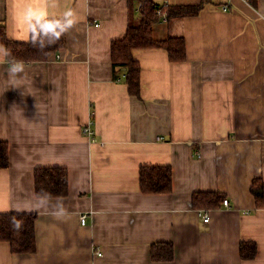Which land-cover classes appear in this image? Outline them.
Here are the masks:
<instances>
[{"label":"crops","instance_id":"crops-1","mask_svg":"<svg viewBox=\"0 0 264 264\" xmlns=\"http://www.w3.org/2000/svg\"><path fill=\"white\" fill-rule=\"evenodd\" d=\"M153 1L204 5L154 24L157 39L184 36L185 60L162 47L133 51L140 97L114 78L111 61V41L138 19L139 0H46L48 18L74 11L66 46L19 61L15 75L0 54V141L10 154L0 212H37V249L17 253L0 240V264H264V198L251 190L264 183V0ZM20 7L0 0V21L11 39L29 41ZM92 112L91 137L83 126ZM152 164L172 167L171 192L141 191L140 167ZM41 166L67 169L68 195H36ZM199 191L228 205L195 208ZM157 242L173 243L174 258H153Z\"/></svg>","mask_w":264,"mask_h":264},{"label":"trees","instance_id":"trees-1","mask_svg":"<svg viewBox=\"0 0 264 264\" xmlns=\"http://www.w3.org/2000/svg\"><path fill=\"white\" fill-rule=\"evenodd\" d=\"M140 14L137 20H131L125 35L111 41V61L114 78L123 76L131 95L141 96V64L133 54L137 48L162 47L167 49L173 61L185 60L187 48L184 36H170L165 39L154 37V24L161 19L157 12L159 3L153 0H139ZM203 3L168 5V19L198 14ZM164 8V7H163ZM59 19V18H49ZM30 40V39H29ZM66 36L45 47L33 46L28 41L11 39L6 30L5 21H0V46L7 51L11 63L17 61H42L58 53L66 45ZM10 165L9 143L0 141V168ZM35 192L38 197H61L69 193L68 171L63 167H37L34 171ZM140 185L144 193H168L173 190V169L169 165H142L140 167ZM252 192L258 198H264L263 180L256 178L252 184ZM225 200L219 192H194L195 208L218 207ZM37 212H0V240H7L13 252L29 253L37 249L35 221ZM14 222L19 227L14 226ZM242 248L243 257H254L256 244L250 251ZM174 245L171 242H157L152 245L151 254L155 259L171 260L174 258Z\"/></svg>","mask_w":264,"mask_h":264},{"label":"clouds","instance_id":"clouds-1","mask_svg":"<svg viewBox=\"0 0 264 264\" xmlns=\"http://www.w3.org/2000/svg\"><path fill=\"white\" fill-rule=\"evenodd\" d=\"M21 7L17 14L16 24L25 38L30 37L33 46L44 48L45 40L52 44L69 31L75 24L74 11L69 8L63 12L59 19H49L46 10V0H20ZM0 54L8 55L7 51L0 48ZM24 71L22 62H14L9 69L15 75ZM15 227L19 224L14 222Z\"/></svg>","mask_w":264,"mask_h":264},{"label":"built area","instance_id":"built-area-1","mask_svg":"<svg viewBox=\"0 0 264 264\" xmlns=\"http://www.w3.org/2000/svg\"><path fill=\"white\" fill-rule=\"evenodd\" d=\"M246 1H251V0H246ZM166 7H168V5L164 4V5L160 6V8L157 10V12L161 15V18L164 19V20L168 19V10H167ZM222 9L223 10H227L228 9V4H223L222 5ZM95 24L99 25V23H95ZM93 112H92V115H91L92 119L89 120V122L86 123L85 126H83V133L87 134V135H89L91 137L93 136V133H94V130L92 129V124L94 122V119H93L94 118V113ZM224 204L228 205V199L224 200ZM202 214L204 216V221H208L210 219V214L209 213L202 212ZM87 217H88V214L86 212L80 214V221H81L82 224L86 223ZM95 254L100 256V255H102V251L95 248Z\"/></svg>","mask_w":264,"mask_h":264},{"label":"rangeland","instance_id":"rangeland-1","mask_svg":"<svg viewBox=\"0 0 264 264\" xmlns=\"http://www.w3.org/2000/svg\"><path fill=\"white\" fill-rule=\"evenodd\" d=\"M257 120V119H256ZM256 120H254V121H256Z\"/></svg>","mask_w":264,"mask_h":264},{"label":"bare ground","instance_id":"bare-ground-1","mask_svg":"<svg viewBox=\"0 0 264 264\" xmlns=\"http://www.w3.org/2000/svg\"><path fill=\"white\" fill-rule=\"evenodd\" d=\"M164 20V19H163Z\"/></svg>","mask_w":264,"mask_h":264}]
</instances>
